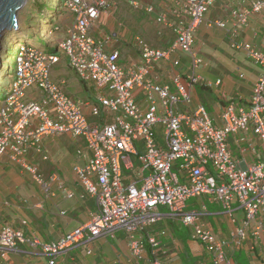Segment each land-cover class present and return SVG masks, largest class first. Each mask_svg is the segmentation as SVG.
Here are the masks:
<instances>
[{
    "label": "built area",
    "instance_id": "2783aa9c",
    "mask_svg": "<svg viewBox=\"0 0 264 264\" xmlns=\"http://www.w3.org/2000/svg\"><path fill=\"white\" fill-rule=\"evenodd\" d=\"M53 2H61L60 8L71 15L64 37L57 36L61 30L57 15L51 16L50 30L40 33L46 41L50 38L48 44L57 53L32 44L27 37L24 43L14 41L17 59L5 64L9 80L3 85L0 103V158L8 155L45 185L37 166L25 158L29 148L41 151L45 136L69 133L83 137L84 147L78 152L86 162L74 169L83 188L95 199L96 210L87 223L53 242L4 225L0 227V253L18 252L20 244L40 246L48 264H57L60 256L77 246L84 245L87 253H92L90 246L96 239L123 232L132 256L139 258L146 243L156 253L160 236L169 234L167 227L158 235L148 231L161 220L190 228L192 238L209 253L210 264H235L229 252L246 242L251 241L253 248L264 245V51L250 42H234L262 67V73L248 105L230 102L217 125L203 105L184 108L193 104V90L204 64L203 56L194 49L195 32L216 0L181 2L178 10L188 19L176 26L177 38L167 49L140 40L142 62L134 66L122 64L118 51L105 52L102 42L91 33L101 12L110 6L107 0ZM262 11L264 0H252L250 9H235L232 15L237 24L244 25L251 14ZM209 24L226 26L223 20ZM179 50L189 56L186 79L176 74L173 82L153 81L154 63L171 60ZM62 57L78 78L95 90L96 102L88 105L89 114L68 95L66 80L51 78L53 66ZM174 64L180 65V59L175 58ZM160 124L164 125V137L159 135ZM230 133L237 134L239 141L246 140L249 133L256 135L263 156L246 168L240 167L227 142ZM203 196L220 204L235 220L236 212H242L239 226L228 238L219 237L205 222L209 209L204 201L200 207H192L190 200ZM155 264L169 262L157 258Z\"/></svg>",
    "mask_w": 264,
    "mask_h": 264
},
{
    "label": "crops",
    "instance_id": "0c3cea01",
    "mask_svg": "<svg viewBox=\"0 0 264 264\" xmlns=\"http://www.w3.org/2000/svg\"><path fill=\"white\" fill-rule=\"evenodd\" d=\"M107 1L110 6L101 12L91 33L102 42L105 52L118 51L119 61L126 66L142 62L140 40L150 47L167 49L177 38L176 26L183 25L188 19L185 13L178 10L184 0ZM251 2L216 0L195 32L194 49L203 56L204 64L199 70L201 79L193 90V104L184 108L203 105L217 125L222 123L220 114L230 102L248 105L253 87L262 73V67L251 60L243 48L233 45L234 42H250L264 51V11L251 14L249 22L244 25L237 24L232 15L235 9H250ZM148 7H152L153 11L149 12ZM60 17L61 30L57 36L62 38L71 15L65 12ZM215 20L225 21L226 26H211L209 23ZM175 58L180 59V65L174 64ZM65 62L68 66L66 59ZM70 70L68 74H58L54 80H66V88L77 96L81 105H85L88 112H84L89 114L88 105L96 102L95 90ZM176 74H182L185 79L189 74V56L181 50L171 60L155 62L150 77L157 83H168L173 82ZM172 90L175 91L174 88ZM109 116L111 119L112 114ZM227 142L240 167L246 168L263 156L261 143L253 133H249L244 141H239L237 134L230 133ZM83 147L84 138L69 133L45 136L41 151L30 147L25 158L37 166L45 185L36 182L29 171L8 155L2 156L0 227L10 224L24 229L28 236L53 242L87 223L96 210L95 199L83 188L74 169L86 162V158L78 152ZM203 201L209 209L204 219L207 225L219 237L228 238L239 226L242 212H236L235 220L223 212L220 204L210 202L206 196L193 198L190 203L192 207H200ZM218 218L222 228L214 224ZM23 220H27L28 224L24 225ZM165 227L169 229V234L160 236L156 253L146 243L140 257L134 258L126 235L118 232L115 237L96 239L90 246L92 253H87L88 248L84 245L73 248L60 256L57 264H155L157 258L169 264L211 263L204 245L193 239L191 229L180 222L161 220L148 231L158 235L159 230ZM236 254L245 255L247 264H264V245L253 248L250 241L231 249L229 257L234 263L244 264L237 261ZM0 264H48V256L40 246L27 248L20 244L18 252L0 253Z\"/></svg>",
    "mask_w": 264,
    "mask_h": 264
},
{
    "label": "rangeland",
    "instance_id": "374dc122",
    "mask_svg": "<svg viewBox=\"0 0 264 264\" xmlns=\"http://www.w3.org/2000/svg\"><path fill=\"white\" fill-rule=\"evenodd\" d=\"M51 1L53 2V0H28V4H27L26 8H24L23 11L21 12L20 27L18 30L13 32L12 42L8 44V46H7L8 48L6 47L8 49V51L5 52L6 51V49H5L4 51H2L0 53V55H2V53L5 52V54L3 56L4 57L3 58L4 59V61H3L4 65H2L0 68V103L4 100V94H3V89H2L3 85L6 87L7 83H8L7 81L9 80V76L5 77L8 73V70H7V67L5 66V64L8 62H13L17 59V51L18 50L16 48L17 46L14 47V44H13L14 41L19 42L21 40V42L24 43L28 37L29 41L32 44H40V43L43 44V43H45L46 46L53 48V46L51 44H48L50 41V38H48V40L46 41L44 36L41 35L40 33L45 28H47L48 31L50 30V21H51L52 15H57L58 22H60V19H61L60 15H62L65 12L61 8H59V9H61V12H58V13L55 11L47 9L46 7H49ZM38 3H42L45 6L44 16L42 17V19L40 17V13L38 11V9H39ZM47 29H46V31H47ZM17 36H19L21 38H17ZM8 37H10V36H8ZM50 37H51V35H50ZM2 43L5 44V42H2ZM7 55H8V58H6ZM69 72H71L70 67L66 65L65 58L62 57L60 59L59 63H57L56 65L53 66L52 72H51V78L56 79L58 77V74H63V73L68 74ZM65 90L68 93V95L74 101H76V102L79 101L75 94H72L67 88H65ZM94 95H95V93H94ZM81 106L85 112H88V109H86L85 105H81ZM158 129H159V135L164 137V135H163L164 125L160 124ZM218 219L214 220V224L216 225L217 228H222L221 227L222 223H220L219 222L220 219L219 220ZM221 219L225 220L224 217H221ZM235 258L237 259L238 262H241V263L244 262V264L249 263L248 258L245 255L236 254Z\"/></svg>",
    "mask_w": 264,
    "mask_h": 264
},
{
    "label": "water",
    "instance_id": "95a60500",
    "mask_svg": "<svg viewBox=\"0 0 264 264\" xmlns=\"http://www.w3.org/2000/svg\"><path fill=\"white\" fill-rule=\"evenodd\" d=\"M27 4L28 0H0V53L12 42L13 32L20 27L21 12Z\"/></svg>",
    "mask_w": 264,
    "mask_h": 264
},
{
    "label": "trees",
    "instance_id": "16d2710c",
    "mask_svg": "<svg viewBox=\"0 0 264 264\" xmlns=\"http://www.w3.org/2000/svg\"><path fill=\"white\" fill-rule=\"evenodd\" d=\"M61 3V2H60ZM59 2H56V3H54V2H52L51 1V3H50V5H49V7H46L47 9H49V10H52V11H55V12H61V9H59L60 8V6H59V4H60ZM38 5H39V9H38V11H39V13H40V17H41V19H42V17L44 16V9H45V6L42 4V3H38ZM39 26V25H38ZM45 26V25H44ZM37 36V35H36ZM35 36V37H36ZM21 42V41H20ZM25 42H26V40H25ZM40 45L41 46H43L49 53H51V54H55V53H57V49L56 48H50V47H48V46H46L45 45V43H43V44H41L40 43ZM8 48V47H7ZM15 50V49H14ZM8 51V49H6V52ZM7 58H8V55H7ZM9 63V62H8ZM3 89V88H2Z\"/></svg>",
    "mask_w": 264,
    "mask_h": 264
},
{
    "label": "bare ground",
    "instance_id": "6f19581e",
    "mask_svg": "<svg viewBox=\"0 0 264 264\" xmlns=\"http://www.w3.org/2000/svg\"><path fill=\"white\" fill-rule=\"evenodd\" d=\"M17 38H21V37L17 36ZM18 41H19V40H18ZM19 42H20V41H19ZM5 52H6V51H5ZM5 52H3L2 55H0V68H1L2 65H4V64H3V61H4V59H3L4 57H3V56H4Z\"/></svg>",
    "mask_w": 264,
    "mask_h": 264
},
{
    "label": "clouds",
    "instance_id": "9594fccd",
    "mask_svg": "<svg viewBox=\"0 0 264 264\" xmlns=\"http://www.w3.org/2000/svg\"><path fill=\"white\" fill-rule=\"evenodd\" d=\"M7 58V57H6Z\"/></svg>",
    "mask_w": 264,
    "mask_h": 264
}]
</instances>
